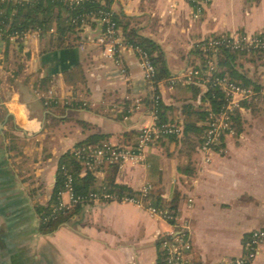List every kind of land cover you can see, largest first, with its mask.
Masks as SVG:
<instances>
[{
  "label": "crops",
  "instance_id": "1",
  "mask_svg": "<svg viewBox=\"0 0 264 264\" xmlns=\"http://www.w3.org/2000/svg\"><path fill=\"white\" fill-rule=\"evenodd\" d=\"M112 9L162 46L173 76L200 63L194 48L204 39L264 33V0H209L201 10L188 0H113ZM102 30L94 21L60 43L57 32L0 40V264H159L163 238L175 226L149 210L152 199L175 205L177 222L189 224L193 264L244 255L251 232L264 230L262 101L240 109L243 128L225 137L220 151L164 137L142 160L118 167L116 183L135 192L151 185L144 206L91 201L41 227L37 208L49 206L65 153L93 135L135 143L132 132L153 122L144 105L136 108L149 91L140 55L127 46L118 60L108 57L98 42ZM250 56H241L237 69L264 84V58ZM77 64L85 80L68 85L64 72ZM200 87L195 98L188 85L162 81L166 119L184 126L193 119L184 105H208ZM128 100L132 113L124 116ZM110 174L100 169L98 184ZM251 264H264V241Z\"/></svg>",
  "mask_w": 264,
  "mask_h": 264
},
{
  "label": "trees",
  "instance_id": "2",
  "mask_svg": "<svg viewBox=\"0 0 264 264\" xmlns=\"http://www.w3.org/2000/svg\"><path fill=\"white\" fill-rule=\"evenodd\" d=\"M112 2L113 0H31L30 2L17 3L14 1L0 0V27L5 28L6 25H9L8 32L36 30L38 28L45 32L55 26V32H57V38L60 43L64 42L65 37L68 34L76 33L83 25L87 23L93 24L94 21H96L92 19L93 15L97 17L100 15V12L109 11L111 13L112 20L115 21L121 28L125 43L134 49H141L148 55L149 59L153 63L155 67V74L152 77L151 82L155 89L151 90L149 88V84L147 83L149 91L148 94L142 98V103L147 110H156L159 122H168L169 120L166 119L165 113L166 106L164 105L163 100L160 99L158 103L155 102L156 95L160 94L159 84L162 81L168 82L174 77L168 67L165 52L158 42L147 36L141 35L138 27L133 26L131 22L123 24L122 22H124V16L118 14L112 9ZM191 3L196 6V9L198 8V5L193 2ZM126 18L130 19L131 17L126 16ZM103 28L105 29V25H103ZM255 35L264 38V33H257ZM221 36L222 35H218L211 38H219ZM5 38V40H8L6 35ZM194 53L200 58V63L191 67L200 70V78L198 77V80L207 82V88L204 91V99L208 105L196 106L189 103L183 107L184 113L193 119L185 121L184 134L181 139L184 145H187L192 149H195L197 142L201 144L205 139L210 109L218 111L228 102V96L222 86L218 84L217 78L226 77L234 83L246 87H253L256 91H260L263 88V83L255 79L248 78L244 73L237 69V60L241 56L249 54H257L260 55L259 59L263 58L264 48H233L222 45L218 47V50L214 53V51L205 50L203 42L200 41L195 45ZM214 54L216 60L215 67L212 70V74L207 75L205 71L209 69L208 60L209 57ZM64 76L68 85H76L77 83L85 80L83 68L80 64L66 70L64 72ZM186 85L194 90L195 98L202 92L200 85L196 83ZM260 97L261 96H258L257 99L252 100H243L241 102V107L250 108L261 101L263 102ZM131 103L132 101L130 100L126 102L124 116H129L132 113L131 109L133 106ZM232 119L234 126L236 127V133L240 132L243 128V119L240 109H236L234 111ZM133 133L137 134V140L140 130L132 132V134ZM164 137L176 138L178 136L165 135L156 141L161 140ZM104 142H106V140L101 135L90 136L85 141L78 143L75 147H73V149L61 157L57 182L50 204L46 207L39 206L37 208L42 228L50 226L52 223L56 222L62 214H65L69 210L66 209L60 211L56 219L50 221L44 220V217L50 213L51 206L56 204L58 201L57 193L63 188L65 173L63 172L62 167H65L66 170L72 174L74 192L77 195L87 196L91 192H107L114 193L119 198H122L123 196H136L141 194V192H135L131 187L125 184L115 182V174L118 169V165L105 164L98 166L95 169H84L83 165L75 156L74 149L76 148L87 144L102 145ZM104 167H108L111 174L102 183L98 184L96 174ZM150 197L153 198V195L149 191L145 198L149 199ZM161 204L160 199L155 201L152 199V206L168 209L176 214L175 205L162 206L163 204ZM159 264H167L166 251L164 249L159 259Z\"/></svg>",
  "mask_w": 264,
  "mask_h": 264
},
{
  "label": "built area",
  "instance_id": "3",
  "mask_svg": "<svg viewBox=\"0 0 264 264\" xmlns=\"http://www.w3.org/2000/svg\"><path fill=\"white\" fill-rule=\"evenodd\" d=\"M1 1H14L17 3L30 2L31 0H1ZM78 1V0H77ZM198 5V10H201L203 5L209 0H188ZM92 19L105 25L102 33L98 37V42L104 46L105 55L108 57L117 59V55L127 45L124 41L121 28L111 18L109 11H102L100 15ZM9 31V25L5 28L0 27V40H5V35L10 41H24L28 37H39L47 32H55L56 27H51L48 31L41 29L26 30V31ZM201 42L204 44L205 50L216 51L218 47L224 45L227 47L239 48L246 47L248 49L264 48V38L254 35H241V34H229L222 35L219 38L204 39ZM131 47V46H130ZM133 48V47H131ZM134 49V48H133ZM140 54L141 65L144 69V77L149 84V88L154 90L151 80L155 74V67L148 55L141 49H134ZM215 54L209 57L208 66L209 69L205 71L207 75L212 74V70L215 67ZM200 75V70L194 67H188L181 73L175 75L170 79V84H190L196 83L200 86L207 88L206 81H200L197 78ZM200 78V77H199ZM218 84H220L223 90L228 96V102L222 106L218 111L210 109L208 128L204 141L200 144V150L205 153L211 151H220L221 144L225 137L236 134V127L233 122V114L236 109H242L241 102L243 100L257 99L261 96L264 103V84L260 91H256L253 87H246L230 81L228 78H217ZM162 99L161 94L156 95L155 102L158 103ZM142 99L136 100V108L142 107ZM153 122L152 124L140 129V134L137 137L135 143L132 144H114L110 141L99 144H87L82 147L74 149L75 156L83 165L84 169H95L98 166L105 164H116L118 167H122L127 162L140 161L144 157V153L149 145L154 141L167 135H176L178 137L183 136L184 126L178 121L159 122V117L156 110H149ZM209 160V157H208ZM65 173V180L63 188L57 193L58 201L51 206L50 213L44 217L45 221L56 219L60 211L76 207L79 204L91 202V201H119L134 203L139 206H144L143 198L151 190V185L145 186L141 190V194L136 196H123L119 198L114 193L107 192H91L87 196L77 195L74 192L73 176L69 173L65 167H62ZM65 195H68V201L65 200ZM149 210L162 218L172 221L175 229L166 234L163 238V249L166 251L167 264H193L187 253L191 249V242L188 236L189 224L184 222H177L178 215L171 210L159 208L155 206H148ZM264 241V230L257 229L251 232L245 243L246 253L241 256H237L230 259H224L219 264H251L258 256L260 247Z\"/></svg>",
  "mask_w": 264,
  "mask_h": 264
},
{
  "label": "rangeland",
  "instance_id": "4",
  "mask_svg": "<svg viewBox=\"0 0 264 264\" xmlns=\"http://www.w3.org/2000/svg\"><path fill=\"white\" fill-rule=\"evenodd\" d=\"M99 36H100V35H99ZM250 55H252V54H249V56H250ZM250 57L254 58L255 60H257V59H258V60L262 59V58L259 59L260 55H257V54L252 55V56H250ZM263 58H264V56H263Z\"/></svg>",
  "mask_w": 264,
  "mask_h": 264
}]
</instances>
